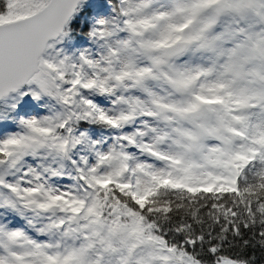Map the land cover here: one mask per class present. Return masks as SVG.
I'll return each mask as SVG.
<instances>
[{"label":"rangeland","instance_id":"obj_1","mask_svg":"<svg viewBox=\"0 0 264 264\" xmlns=\"http://www.w3.org/2000/svg\"><path fill=\"white\" fill-rule=\"evenodd\" d=\"M127 3L124 5L128 15L125 25L112 15L95 18L102 45L108 51L94 50L91 57L81 52L86 67L80 77L93 93L85 94L83 105L115 122L118 132L116 136H105L99 143L101 159L112 163L122 155H128L133 141L141 135L150 153L157 152L162 159L173 161L179 172L183 173L187 166L195 169L196 174L202 168L206 180L217 176L231 177V165L243 149L241 125L245 112L252 107L264 113V0H127ZM62 35L46 46L40 59V72L23 90L7 99L15 111L33 102L42 109L41 118L48 115L53 120L46 130L51 132L59 124H66L68 138L63 141L65 143L57 138L54 143L42 141L38 144L35 148L39 151L29 154L26 167L8 186H4L5 182L10 175H16L22 156L12 144L5 146L3 150L9 153L12 161L0 167V186L18 192L25 215L31 211L35 215L39 208L59 206L54 215L40 214V218L34 220L37 230L50 226L52 236L55 233L61 235L58 245L63 246L68 228L74 229L75 242L88 232L81 231L85 217L80 210L76 211L81 213L77 228L72 221L76 212H68L60 204L44 202L66 199L70 193L68 186L59 182V177L66 170L67 157L75 150L80 136L75 135L77 117L73 96L68 89L64 96L61 81L52 77L44 62L48 57L50 60L57 58ZM179 41L188 43L184 61L179 62L181 59L177 58L164 62L161 49ZM193 63L200 71L191 70ZM218 68L224 73L225 90L238 94V104L233 112L224 111L217 98L223 97L219 88L204 87L191 94L203 76L215 73ZM250 90L251 98L255 100L253 105L248 98ZM200 104H205L207 113L201 122L194 123L190 112L198 109ZM42 121L34 119L30 112L26 123L38 129ZM13 136L14 132H11L1 138L0 145ZM175 151L180 153L181 161L175 160ZM37 152L41 157L40 171L32 163ZM58 152L66 155V160L58 157ZM140 165L150 167L151 162L143 160ZM158 170L156 168V172ZM110 172L115 176L117 172L124 175L122 168L117 167L116 170H105L102 177ZM132 179L142 189L143 179L137 173ZM6 203L0 195V207ZM92 225L96 235L105 237L114 251L116 244L112 245L108 239L109 230L96 222ZM94 240L102 243L101 238ZM117 242L125 250V261H131L137 251L144 254L146 264L157 263V256L142 239L140 228L121 226ZM52 248L51 239L33 247L26 236H10L0 244V264H55L50 254ZM74 256L76 261L69 264L80 262L78 251ZM221 264L234 263L224 261Z\"/></svg>","mask_w":264,"mask_h":264},{"label":"trees","instance_id":"obj_2","mask_svg":"<svg viewBox=\"0 0 264 264\" xmlns=\"http://www.w3.org/2000/svg\"><path fill=\"white\" fill-rule=\"evenodd\" d=\"M46 2L0 0V24L28 16ZM126 3L127 0H80L64 29L57 58L50 60L48 57L44 61L52 77L61 81L60 89L64 96L67 95L66 89L73 96L77 117L75 135L80 134L75 150L67 157V168L59 177V182L66 184L70 193L66 199L55 198L44 202L60 204L68 212L80 210L86 219L81 231L88 233L84 232V237L75 242L74 229L68 228L63 246L58 245L61 235L55 233L52 236L50 226L37 230L34 218L39 219L41 215H33L32 211L25 215L18 192L0 186V195L7 202L0 207V244L10 236H26L33 247L51 239L53 248L50 254L55 264L73 263L76 251L80 259L77 264H146L144 254L137 251L131 261H125V250L117 241L121 226H127L140 228L142 239L157 256L156 264H221L224 261L264 264V113L258 109L251 107L244 114L241 125L243 149L231 165V177L217 176L206 180L202 168L196 174L195 169H188L187 166L183 173L179 172L173 161L162 159L157 152L150 153L141 135L133 141L128 155H122L121 159L112 163L101 159L99 143L105 136H116L118 132L115 122L105 115H98L95 110L89 111L83 105L85 94L93 93L80 77L86 67L81 52L91 57L98 50L108 51L102 45L103 39L98 34L95 18L112 15L117 22L125 25L128 17L124 12ZM190 67L200 71L194 63ZM222 85L224 73L218 68L215 73L203 76L191 94L204 87L219 88L223 97L217 98L224 111L233 112L238 104V94L221 89ZM251 94L250 90L248 98L253 105L255 100ZM7 98L0 101V139L11 132L14 136L1 143L0 160L4 163L12 161L9 153L3 150L12 144L17 148L16 152L21 151L22 164L15 176L7 178L4 186L10 185L26 167L29 154L39 151L35 148L38 144L42 141L54 143L57 138L65 143L63 141L68 138L66 124H59L51 132L46 130L53 120L48 115L41 118L42 109L39 110L33 102L15 111ZM30 112H33L34 119L43 120L38 129L26 123ZM175 153V160L181 161L180 153ZM38 154L33 155L35 159L32 163L40 171L41 157ZM59 155L66 160V155L58 152ZM143 160L151 162V166L140 165ZM60 163L58 159L57 164ZM117 167L122 168L124 175L117 172L115 176L110 172L102 177L105 170H116ZM156 168L159 169L157 172ZM136 173L143 179L142 189L133 182L132 177ZM35 202L33 200V204ZM93 222L109 230L108 239L112 245L116 244L114 251L105 237L96 235ZM96 238H101L102 243L94 240Z\"/></svg>","mask_w":264,"mask_h":264},{"label":"water","instance_id":"obj_3","mask_svg":"<svg viewBox=\"0 0 264 264\" xmlns=\"http://www.w3.org/2000/svg\"><path fill=\"white\" fill-rule=\"evenodd\" d=\"M80 0H48L36 12L18 20L0 24V101L25 88L40 72V59L46 46L57 40L76 12ZM188 43L179 41L161 49L164 62L185 53ZM207 108L201 104L190 113L192 122H201ZM4 164L0 160V167ZM59 206L39 208V214L54 215ZM73 225L80 227L81 213L72 217Z\"/></svg>","mask_w":264,"mask_h":264},{"label":"flooded vegetation","instance_id":"obj_4","mask_svg":"<svg viewBox=\"0 0 264 264\" xmlns=\"http://www.w3.org/2000/svg\"><path fill=\"white\" fill-rule=\"evenodd\" d=\"M187 50H188V49H187ZM187 50H186V52H185L182 56L177 57V58H180V59H181L179 62H183V61H184V57H185V55H186V53H187ZM177 58H174V59H172L171 61H173V60H175V59H177ZM171 61H170V62H171ZM166 63H168V62H166ZM222 88H225V86L222 85L221 89H222ZM176 91H177V93L180 92L179 89H177ZM200 105H201V104H200ZM200 105H199V106H200ZM191 112H192V111H191ZM191 112H190V113H191ZM205 115H206V114H205ZM190 119H191V118H190ZM191 121H192V120H191ZM194 123H197V122H194Z\"/></svg>","mask_w":264,"mask_h":264}]
</instances>
